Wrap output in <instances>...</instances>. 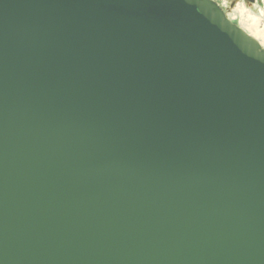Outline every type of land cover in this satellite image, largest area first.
<instances>
[{
    "label": "water",
    "instance_id": "obj_1",
    "mask_svg": "<svg viewBox=\"0 0 264 264\" xmlns=\"http://www.w3.org/2000/svg\"><path fill=\"white\" fill-rule=\"evenodd\" d=\"M0 264H264V50L210 0H0Z\"/></svg>",
    "mask_w": 264,
    "mask_h": 264
},
{
    "label": "flooded vegetation",
    "instance_id": "obj_2",
    "mask_svg": "<svg viewBox=\"0 0 264 264\" xmlns=\"http://www.w3.org/2000/svg\"><path fill=\"white\" fill-rule=\"evenodd\" d=\"M226 15V18L230 21L232 17H238V20H234L233 24L238 28H245L242 25V21L249 22L251 25L255 19H262L264 21V0H210ZM245 6L249 9H255L258 11L260 17L253 16L250 10L246 13ZM236 8V9H235ZM234 9V10H233ZM237 11V12H236ZM234 13V16L230 14ZM247 16V19L243 17ZM257 28H264V25L260 24ZM259 44V43H258Z\"/></svg>",
    "mask_w": 264,
    "mask_h": 264
},
{
    "label": "bare ground",
    "instance_id": "obj_3",
    "mask_svg": "<svg viewBox=\"0 0 264 264\" xmlns=\"http://www.w3.org/2000/svg\"><path fill=\"white\" fill-rule=\"evenodd\" d=\"M248 7V6H247ZM236 9V8H235ZM247 9V8H246ZM234 10V9H233ZM246 11V10H245ZM237 12V11H236ZM226 16V15H225ZM232 20H238V17H232L230 19V22ZM233 24V23H232ZM260 24L264 25V21L262 19H255V21L249 25L246 26L247 28H241L248 36L256 40L260 47L264 50V28H257ZM244 26V25H243ZM258 37V38H257Z\"/></svg>",
    "mask_w": 264,
    "mask_h": 264
},
{
    "label": "rangeland",
    "instance_id": "obj_4",
    "mask_svg": "<svg viewBox=\"0 0 264 264\" xmlns=\"http://www.w3.org/2000/svg\"><path fill=\"white\" fill-rule=\"evenodd\" d=\"M247 8V6H245V9ZM250 10V12H252V13H250V14H252L253 16H255V17H260V15H259V13H258V11L257 10H255V9H249V8H247L246 9V13H248V11ZM230 16H234V13H232V14H230ZM244 19H247V16H244L243 17ZM233 21L234 20H232V22L231 23H233ZM242 25H244V27L245 28H247L246 26H249V22H245V21H242ZM246 25V26H245ZM258 38V37H257Z\"/></svg>",
    "mask_w": 264,
    "mask_h": 264
}]
</instances>
